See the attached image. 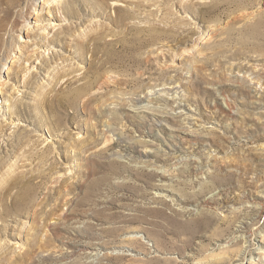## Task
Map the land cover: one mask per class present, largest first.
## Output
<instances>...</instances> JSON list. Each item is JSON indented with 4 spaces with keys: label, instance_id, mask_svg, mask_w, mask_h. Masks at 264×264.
<instances>
[{
    "label": "rangeland",
    "instance_id": "obj_1",
    "mask_svg": "<svg viewBox=\"0 0 264 264\" xmlns=\"http://www.w3.org/2000/svg\"><path fill=\"white\" fill-rule=\"evenodd\" d=\"M102 1L17 0L0 29V264H264V0ZM118 4L168 36L66 96Z\"/></svg>",
    "mask_w": 264,
    "mask_h": 264
},
{
    "label": "bare ground",
    "instance_id": "obj_2",
    "mask_svg": "<svg viewBox=\"0 0 264 264\" xmlns=\"http://www.w3.org/2000/svg\"><path fill=\"white\" fill-rule=\"evenodd\" d=\"M15 1H17V0H6V7L3 9V13L0 15V29L6 25V22H8V20L10 18V13H9L10 11L9 10H10V7L13 6V3ZM102 2H103V4H105V2L101 0V3ZM142 3L143 2H141V1H137V2H135V5L141 6ZM193 3H194V1L192 2V0H191V2L189 4H193ZM175 4H180L183 7H187V5H188L187 3H184L180 0H179V3H175ZM114 10H115V15L113 17H111V20H112L113 24H116L117 26L124 29V31L122 32L124 34L113 33L112 38H110L109 41L106 40V42L104 43V42H102L104 39V37L102 36V33H103L102 31H104V29H102V30H95L94 32H91V33H86L85 38H82V39L80 38L81 40L78 39L77 45L82 50L81 55H82V53H86L87 51L90 52L92 62L89 61L90 62L89 71L92 73L91 76H93L94 78H93V80H88V81L84 82V76H82L81 80H83V81L81 83L77 84L76 87H74L69 93L65 94L66 96L68 95L70 97V95H71V97H73L74 99L81 98L84 95V91H87L90 88V86L95 81H97V75L100 74V70H102L101 68L104 65V61L100 60V58H99V61H97L95 63L94 60H95L97 54L99 55V53L107 55L110 58V59L108 58V62L111 60H114L115 57L113 55L115 54V50L111 49L112 44H118L119 43L121 45V47H123L126 50L131 51L133 48L143 47L146 44L154 43L157 40H160L162 38H166V36H168V34H166V30L167 29L169 30L170 28H166L164 26L162 27L158 24L157 25L155 24V25H148V26L142 25L141 26L135 22H132L131 19L138 17V13H140L137 10L122 8L119 6V4L114 6ZM63 11H65V10H63ZM23 13H25V12H23ZM11 16H12V14H11ZM17 21H16V23H17ZM12 25H14V24H11L10 26H12ZM161 36H163V37H161ZM175 37H177V36H175ZM104 44H106V46L109 47V50H106V48L103 46ZM88 45H92V47H88ZM115 63L123 64L124 62H123L122 58L117 57V61ZM66 75H67V72L65 70H62V71L58 70L55 74V77L57 79H60L61 76H66ZM58 97L59 96L57 95V98ZM52 98H50V99H52ZM62 99H64V98H61V99L58 98L57 102L60 101L59 103H61ZM19 138H18V140H19ZM20 143H18V144L21 145ZM19 145H17V146H19ZM19 174H16V175L20 176ZM16 175H15V177H17ZM16 179L17 178L13 177L10 181H8L7 184L3 187V190L1 192L3 196H10L13 204H19L20 198L23 197V195L20 192H18V190L12 192V188L16 187L15 183L19 182V181L17 182ZM20 182H21V180H20ZM22 185H24V184H22ZM13 190H15V189H13ZM21 206H23V205H21ZM5 209H6V207H5ZM19 209H21V207H19ZM8 213H10V212H8ZM62 222H61V224H62ZM68 222L66 221V223H64V224H68ZM58 223L59 222L55 223L54 225L57 226L60 224V223L59 224ZM50 225H51V223L47 224V227H50V229H52L54 226L53 225L50 226ZM82 244L84 245V243H82ZM221 259H223V258H221Z\"/></svg>",
    "mask_w": 264,
    "mask_h": 264
}]
</instances>
